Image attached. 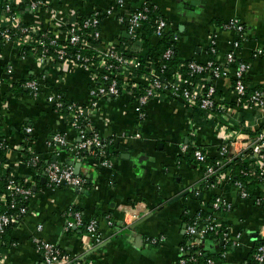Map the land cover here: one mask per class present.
Returning a JSON list of instances; mask_svg holds the SVG:
<instances>
[{
    "label": "crops",
    "instance_id": "1",
    "mask_svg": "<svg viewBox=\"0 0 264 264\" xmlns=\"http://www.w3.org/2000/svg\"><path fill=\"white\" fill-rule=\"evenodd\" d=\"M51 1L66 13L82 15L117 4L116 0ZM126 1L130 7L144 2L158 7L169 23L168 31L178 37L181 59L207 60L210 40L215 38L217 51L212 57L224 65L227 74L207 80L215 86L218 99L231 110L225 112L226 119L218 127L207 118L208 123L194 119L190 107L181 99L151 101L142 116L130 92L108 97L90 118L93 128L107 138L114 137L106 150L112 164L101 165L94 157L75 153L80 137L70 128L67 114L58 111L48 99L51 94H60L69 102L89 105V71L79 65L57 67L50 62L40 63L31 55L23 57L15 45L0 42V139H7L5 156L12 171L34 189L28 213L5 237L6 246L0 253L2 264H44L35 237L87 264H178L190 241L187 226L199 213L212 214L222 230L200 239L193 247L200 257L194 264H210L208 260L212 264H259L253 251L255 242L264 235V205L256 194L264 191V181L258 183L254 194L243 197L236 182L228 179L231 170H225V165L240 155L249 159L250 142L264 130V109L238 107L233 88L237 64L245 61L249 88L264 89V55H253L257 49H264V0ZM21 12L26 21L40 20L49 25L48 7L35 13L22 5ZM234 17L244 23L246 39L236 51L237 61L228 64L227 55L233 50L236 33L222 25ZM100 30L104 40L115 41L124 29L110 15L103 18ZM158 41L155 35L147 40L152 45ZM31 77L41 81L37 97L26 88L13 89ZM26 127H32V132L27 133ZM231 131L238 134L237 138ZM56 133L66 136V146L53 142ZM187 144L190 148L200 147L207 159L218 165L207 164L217 169L219 182L214 188L202 186L203 168L194 161L192 153L183 152L182 147ZM223 144L227 147L224 156ZM24 148L45 163L73 166L86 183L76 189L69 185L51 187L47 180L41 182L37 172L22 160ZM217 197L231 207L215 209ZM137 203L145 204L148 211L136 216L133 209ZM70 206L78 207L86 221L97 219L99 243L80 230H66ZM224 232L229 234L227 240Z\"/></svg>",
    "mask_w": 264,
    "mask_h": 264
},
{
    "label": "built area",
    "instance_id": "2",
    "mask_svg": "<svg viewBox=\"0 0 264 264\" xmlns=\"http://www.w3.org/2000/svg\"><path fill=\"white\" fill-rule=\"evenodd\" d=\"M116 7H109L105 10L95 9L89 14L66 13L54 5L51 0H0V42L4 45H15L23 57L33 56L40 63L50 62L52 65L62 67L65 65H79L87 69L90 73L89 82V105L82 106L73 102H68L60 94L49 95V101L53 102L58 111L67 110L68 123L70 128L77 131L80 141L74 147L77 155L85 157L91 156L98 159L101 165L110 166L112 164L109 157H106V150L113 142L114 137L107 138L100 131L91 126L90 118L93 112L99 107L101 102L111 96H119L124 92H130L137 101L138 111L144 115V107L154 100H178L181 99L188 107H198L204 112L205 117L222 126L225 121V112L231 108L216 96V88L212 84L204 83V78H199L200 74L208 73L211 78H220L227 74L224 65L209 57L201 62L190 59L187 64V71L177 70L171 72L170 76L164 75L167 66L162 64L158 69L156 64L145 65L137 56L129 57L119 49L118 39L106 41L101 35V22L106 16H115L118 23L123 27V31L134 40L142 38L145 25L149 23L154 28L156 37L161 38L168 31L169 23L159 13L158 7L150 2H144L140 6L130 7L126 0H116ZM22 5L27 6L35 13L40 8H49L51 16L48 26L42 24L40 20L26 21L22 15ZM223 29L233 31L236 37L233 41V50L227 55V63L232 64L237 61L236 51L246 39V27L238 18L234 17L222 25ZM215 39L210 40L208 53L215 54L217 45ZM178 37L173 36V43ZM75 48L74 51H71ZM174 54V48L169 47L163 54V58L168 60ZM254 56L264 55V49H257ZM182 69L186 65L180 66ZM248 63L239 61L236 68L234 91L237 95V106L248 105L264 109V89L256 88L248 95L249 85L246 80ZM13 72V67L8 68V73ZM40 79L36 77L23 80L22 85L29 92L37 97L41 91ZM191 127L194 126L193 119L190 120ZM32 127H26V132L31 133ZM231 133H233L231 131ZM235 134L237 138L238 134ZM53 142L59 147L67 145L66 136L56 133ZM251 155L256 158V165L261 168V176L264 177V130H261L250 142ZM7 148V139H0V150ZM183 152L192 153L198 163H205L206 153L198 146L184 145ZM227 147L223 144L221 155H225ZM39 156L33 158L34 164L39 160ZM9 163L2 161L0 154V168L7 169ZM255 170V169H252ZM47 182L53 187L69 185L80 189L86 179L75 173L73 166L63 165L58 162L50 163L44 170ZM212 175L216 171L212 165H207L203 180L206 188H214L219 182L215 176V182L211 181ZM1 176V174H0ZM5 190L1 191L0 202L7 205L9 210L0 212V235L4 234L9 226L21 223L28 213L29 207L24 204L32 196L34 189L25 180L29 187L18 180V176L11 171L7 177ZM228 179H232L229 175ZM243 197H248L249 193L240 182H236ZM31 200V199H30ZM261 202V197H258ZM215 209L231 207V204L222 197H217L214 202ZM125 211H129L128 208ZM136 216L145 214L148 208L145 204L135 205ZM66 230L85 226L84 232L93 242L99 243L101 236L98 232L97 219L86 221L80 210L70 206L66 212ZM112 224V220H108ZM42 225L38 226L41 229ZM222 227L212 214L203 216L199 213L187 226V233L190 241L183 248L184 255L178 264H194L199 261L198 252L192 249L199 243L200 239L209 234L218 233ZM263 234V233H262ZM264 238V235H261ZM229 238L228 232H224V239ZM34 242L37 249L43 256L44 264H87L84 260L72 257L68 252L63 251L55 244L35 237ZM153 242H158L156 239ZM88 248L91 247L89 241L86 242ZM255 260L259 264H264V245H261L255 253ZM210 264L214 263L208 260ZM0 264L2 259L0 258Z\"/></svg>",
    "mask_w": 264,
    "mask_h": 264
},
{
    "label": "trees",
    "instance_id": "3",
    "mask_svg": "<svg viewBox=\"0 0 264 264\" xmlns=\"http://www.w3.org/2000/svg\"><path fill=\"white\" fill-rule=\"evenodd\" d=\"M142 5V3L140 4ZM138 5V6H140ZM154 34V28L147 23L145 25V28L143 29L142 32V38H144L146 41L145 43H142L140 40H134L127 31H123L120 36L118 37V43H119V49L122 50L126 56L129 57H133V56H137L141 62L145 65V70L147 69V65L151 64V63H155L156 64V68H160L162 64H166L167 69L164 73V75H166L167 77L171 75V72L177 71V70H182V71H187V64L188 61L187 59H181L178 56V51H177V42L173 43L172 39L174 34L167 31L163 34V36L161 38H159V41L155 44L152 45L151 43L147 42L149 36ZM172 47L174 48V54L172 55V57L168 60H165L163 58V54L164 52L169 48ZM75 48H73L71 51H74ZM21 54V53H20ZM211 58L212 54H210ZM186 65V67H184V69H182L183 66ZM210 77L208 73L205 74H200L199 78H204V83L206 84H210L209 81L207 80V78ZM32 78V77H31ZM15 86V85H14ZM25 88L22 83L16 85L15 88L13 89H23ZM27 89V88H26ZM256 89L254 87H250L248 88V95L245 97V99L249 96L250 93L253 92V90ZM28 90V89H27ZM29 91V90H28ZM65 100V99H64ZM66 103H68L69 101L65 100ZM191 111H192V117L196 120H201L205 123H208L204 112H202L201 109H199L198 107H190ZM61 112H64L67 114V110H62ZM241 124V122H240ZM239 124V125H240ZM250 153H252L251 149L249 151ZM0 154L2 156V161H7V158L5 156V149L0 150ZM193 156V155H192ZM35 157V153L33 151L28 150L27 148L23 149V154H22V160L26 161L33 170H35L38 174V178H42L43 174H44V170L45 168L50 164L45 163L41 160H38L36 162V164H34L33 162V158ZM194 159V157H193ZM196 163H198L196 160H194ZM256 158H253L252 156L249 159H246L245 156L240 155L236 158H234L232 161L226 163L225 165V170L230 169L231 170V176L232 182H240L243 184L245 190L249 193V194H254L256 192V188L257 185L260 181H264V177L261 176V168L258 167V165H256ZM213 164L215 165V167H217L218 165H216L215 161L213 159H207L205 163H198L202 166L203 171L205 172V170L207 169V164ZM255 169V170H252ZM13 170L12 167H8L7 169H3L0 168V190L3 191L5 190V185L7 183V177L10 175L11 171ZM216 174H217V169H215ZM216 175H212L210 180L215 182V177ZM18 180L20 182H22L24 185H26L27 187L30 186V184H28L24 178L22 177H18ZM47 184L51 187H53L52 185H50L48 182ZM62 186V185H61ZM202 186L206 188V182L202 183ZM32 187V186H31ZM34 194V192H33ZM193 195V194H192ZM259 198L261 197V203L262 205H264V191H262L259 194H256ZM31 199V198H30ZM30 199L28 201H25L24 204H26L29 207V203H30ZM74 209L80 210L78 207L74 206ZM9 210L8 206L1 203L0 202V212ZM208 214L203 213V216H207ZM15 227V225L9 226L6 230V232L2 235H0V253L2 252V248H4V246H6V235L9 232V230L11 228ZM78 231L80 230V232L84 233L86 231V227L82 226V227H78V228H71L68 231ZM264 245V238H258V240L255 242V246H254V251H253V256L255 255V253L257 252L258 248ZM193 249V248H192ZM194 250V249H193ZM255 259V256H254Z\"/></svg>",
    "mask_w": 264,
    "mask_h": 264
},
{
    "label": "water",
    "instance_id": "4",
    "mask_svg": "<svg viewBox=\"0 0 264 264\" xmlns=\"http://www.w3.org/2000/svg\"><path fill=\"white\" fill-rule=\"evenodd\" d=\"M77 170H78V169H76V172H78ZM41 182H43V183L46 182V176H45V175H43V177H42V179H41ZM82 190H84V189L82 188Z\"/></svg>",
    "mask_w": 264,
    "mask_h": 264
}]
</instances>
